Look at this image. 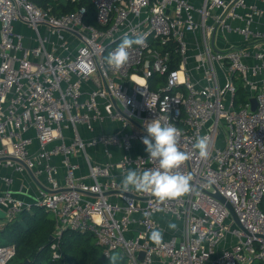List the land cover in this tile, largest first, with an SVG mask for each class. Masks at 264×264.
<instances>
[{
    "label": "built area",
    "instance_id": "obj_1",
    "mask_svg": "<svg viewBox=\"0 0 264 264\" xmlns=\"http://www.w3.org/2000/svg\"><path fill=\"white\" fill-rule=\"evenodd\" d=\"M92 2L99 26L85 22V6L55 14L32 0H0V164L40 180L16 190L13 173L2 176L5 220L45 206L56 237L88 233L126 264L264 263V0ZM125 34L145 44L110 68L105 58ZM156 74L165 82L153 89ZM236 80L250 96L238 107ZM154 119L181 130L191 157L179 169L192 176L185 196L122 190L127 170L158 167L142 143ZM197 136L210 141L207 160L193 147ZM96 147L107 160L90 153ZM154 229L162 246L149 238ZM51 249L62 257L58 242ZM16 254L15 244H0V264Z\"/></svg>",
    "mask_w": 264,
    "mask_h": 264
},
{
    "label": "trees",
    "instance_id": "obj_2",
    "mask_svg": "<svg viewBox=\"0 0 264 264\" xmlns=\"http://www.w3.org/2000/svg\"><path fill=\"white\" fill-rule=\"evenodd\" d=\"M36 4L49 8L55 14H63L77 10L81 6L87 8L85 22L99 26L95 14L96 7L92 0H32ZM176 66V64H173ZM165 75L156 74L150 78V86L155 89L164 84ZM237 92L235 106L249 101V93L241 80H236ZM56 219L53 213L45 206L32 204L28 209L19 212L14 218L6 221L0 227V244L13 243L17 254L12 264H23L30 260V264H112L110 258L115 256L114 264H126L123 256L113 254L105 257L94 237L88 233L73 229H65L60 238L55 236ZM58 242L62 253L61 258H54L50 240ZM253 264H264L256 261Z\"/></svg>",
    "mask_w": 264,
    "mask_h": 264
},
{
    "label": "clouds",
    "instance_id": "obj_3",
    "mask_svg": "<svg viewBox=\"0 0 264 264\" xmlns=\"http://www.w3.org/2000/svg\"><path fill=\"white\" fill-rule=\"evenodd\" d=\"M145 39L143 36L130 38L124 35L121 42L114 51L108 53L106 64L116 70L121 69L130 58V50L134 45L143 46ZM147 136L142 138V143L146 146L149 159L158 161L155 169H145L143 171L129 169L122 176L121 187L127 193L134 190L138 193H151L160 201L179 198L192 191V176L182 174L179 169L191 157L180 148L181 130L175 125L154 119L144 125ZM198 156L202 160H207L210 152V141L207 136H197L193 145ZM145 216H150L145 212ZM168 228L175 230L176 225L169 223ZM150 240L157 246L164 243V233L162 229H154L150 233ZM114 264L116 257L110 258Z\"/></svg>",
    "mask_w": 264,
    "mask_h": 264
},
{
    "label": "crops",
    "instance_id": "obj_4",
    "mask_svg": "<svg viewBox=\"0 0 264 264\" xmlns=\"http://www.w3.org/2000/svg\"><path fill=\"white\" fill-rule=\"evenodd\" d=\"M19 26V29H25L23 26L21 25H17ZM109 127V126H108ZM99 129V128H98ZM115 149V152H116V155H115V158L118 159L120 157V154H121V151L117 148H113ZM138 149V148H137ZM90 153L95 157V158H98L102 161H105L107 160V158L104 156V154L101 153V148L100 147H96V148H90L89 149ZM139 151V150H137ZM136 152V150H134V153ZM77 161H80V164H81V171L83 173H87L88 171V166L86 164V162L82 159V158H76ZM55 162V161H54ZM13 173L14 175V185H13V188L16 189V190H19L21 188V185L23 183H26V184H32L31 182V179L34 180V178L32 177L30 171H28V173H22V172H17V171H13L12 168H9L8 166H5L3 164H0V191L4 188V184H3V181H2V176L5 175V174H9V173ZM45 177L42 176L40 179L42 181H44ZM35 181V180H34ZM40 181V180H39ZM40 183V182H39ZM32 191H34L33 187H32ZM19 196H21V194H18ZM23 197V196H22ZM6 222L5 219H0V224L3 226V224Z\"/></svg>",
    "mask_w": 264,
    "mask_h": 264
},
{
    "label": "water",
    "instance_id": "obj_5",
    "mask_svg": "<svg viewBox=\"0 0 264 264\" xmlns=\"http://www.w3.org/2000/svg\"><path fill=\"white\" fill-rule=\"evenodd\" d=\"M251 102H252V109L255 110V109H256V106H257V98H256V97H252V98H251ZM0 161H1V160H0ZM28 169H29V171H30L32 177L34 178V180H35L37 183H39L38 179H37L36 176L33 174V172L31 171V169H30V168H28ZM215 196H217L218 198H220L222 201L226 202L227 206L230 208V210H231L232 213L234 214V216H235V218H236L238 224H239L240 226H242V224L240 223V221H239V219H238V217H237V214L235 213V211H234L232 205L230 204V202H228V201L226 200V198L223 197L219 192H216V193H215ZM0 219H5V213H4L3 211H1V210H0ZM242 227H243V226H242ZM243 228H244V227H243ZM50 240L53 241V236H51ZM23 264H30V260H26Z\"/></svg>",
    "mask_w": 264,
    "mask_h": 264
},
{
    "label": "rangeland",
    "instance_id": "obj_6",
    "mask_svg": "<svg viewBox=\"0 0 264 264\" xmlns=\"http://www.w3.org/2000/svg\"><path fill=\"white\" fill-rule=\"evenodd\" d=\"M27 33L28 34H30V30H27ZM33 34V36L35 35V32L34 33H32ZM26 41V40H25ZM31 188H32V186H31ZM117 254V253H116ZM119 255V254H118Z\"/></svg>",
    "mask_w": 264,
    "mask_h": 264
}]
</instances>
